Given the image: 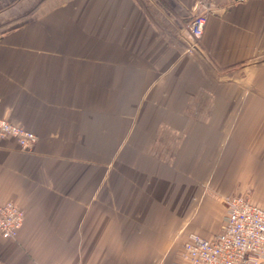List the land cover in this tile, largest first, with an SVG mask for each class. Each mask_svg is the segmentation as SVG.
Instances as JSON below:
<instances>
[{"label":"crops","instance_id":"0c3cea01","mask_svg":"<svg viewBox=\"0 0 264 264\" xmlns=\"http://www.w3.org/2000/svg\"><path fill=\"white\" fill-rule=\"evenodd\" d=\"M0 0V264H184L227 197L264 209V0ZM194 45V52L188 51Z\"/></svg>","mask_w":264,"mask_h":264},{"label":"built area","instance_id":"2783aa9c","mask_svg":"<svg viewBox=\"0 0 264 264\" xmlns=\"http://www.w3.org/2000/svg\"><path fill=\"white\" fill-rule=\"evenodd\" d=\"M244 3L247 0H224ZM215 0H193L188 29L191 38L199 40L207 18L212 15ZM195 51L191 45L188 51ZM11 138L18 147L27 151L37 142L36 135L17 124L0 118V139ZM225 217L219 231L210 239L196 234L182 245L184 264H264V209L248 197L234 195L224 201ZM24 221V211L15 203L0 204V236L16 237Z\"/></svg>","mask_w":264,"mask_h":264},{"label":"rangeland","instance_id":"374dc122","mask_svg":"<svg viewBox=\"0 0 264 264\" xmlns=\"http://www.w3.org/2000/svg\"><path fill=\"white\" fill-rule=\"evenodd\" d=\"M246 2V1H245ZM230 4V3H229ZM190 52H192V50L190 51ZM194 52V51H193ZM193 234H196V233H193ZM192 235V234H191ZM197 235V234H196ZM199 236V235H198Z\"/></svg>","mask_w":264,"mask_h":264}]
</instances>
